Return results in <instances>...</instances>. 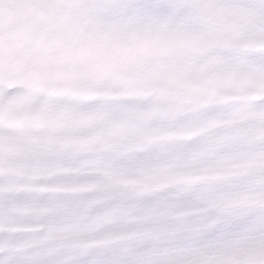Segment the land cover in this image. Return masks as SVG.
Listing matches in <instances>:
<instances>
[{"label": "snow or ice", "instance_id": "snow-or-ice-1", "mask_svg": "<svg viewBox=\"0 0 264 264\" xmlns=\"http://www.w3.org/2000/svg\"><path fill=\"white\" fill-rule=\"evenodd\" d=\"M0 264H264V0H0Z\"/></svg>", "mask_w": 264, "mask_h": 264}]
</instances>
